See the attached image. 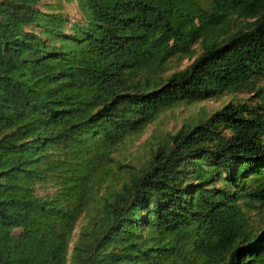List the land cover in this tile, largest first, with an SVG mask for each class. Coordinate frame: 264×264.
<instances>
[{"label":"trees","instance_id":"obj_1","mask_svg":"<svg viewBox=\"0 0 264 264\" xmlns=\"http://www.w3.org/2000/svg\"><path fill=\"white\" fill-rule=\"evenodd\" d=\"M40 1L0 0V264H264V0H75L79 22ZM251 91L144 166L111 156L179 103Z\"/></svg>","mask_w":264,"mask_h":264},{"label":"rangeland","instance_id":"obj_2","mask_svg":"<svg viewBox=\"0 0 264 264\" xmlns=\"http://www.w3.org/2000/svg\"><path fill=\"white\" fill-rule=\"evenodd\" d=\"M37 7L44 12L60 14L62 17L66 18L68 22H79L83 19L78 2L75 0H41L37 4ZM194 50L195 55L200 52L197 45H194ZM195 55L190 58H182L179 60L175 58L170 59L168 68L163 75H168L175 70L185 67L194 59ZM262 84H264V80H259L256 83V85ZM248 100H255L254 91L226 93L216 98L179 103L158 114L151 122L143 127L141 132L131 135L122 144L118 145L111 156L117 163L126 165L128 168H139L140 166H144L157 146L165 142L167 143L170 134L181 128L193 125L199 120L208 118L216 110L221 109L229 103H238ZM128 168L120 170V176L112 181L111 186L117 188L122 182L128 179V172L130 171ZM34 189L37 196L40 197L51 196V194L56 191V187L52 186V183L49 181L36 183ZM100 192H102V190H100L99 193ZM247 215L253 224L257 223V216L253 211H247ZM83 216L84 212H81L76 217L75 225L71 231L68 243V258L80 228L85 222ZM66 264H68V262Z\"/></svg>","mask_w":264,"mask_h":264}]
</instances>
